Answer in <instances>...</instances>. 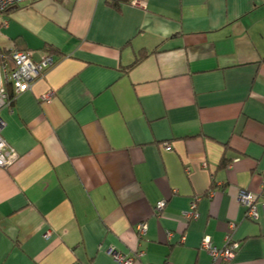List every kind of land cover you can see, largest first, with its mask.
<instances>
[{
  "label": "crops",
  "instance_id": "crops-1",
  "mask_svg": "<svg viewBox=\"0 0 264 264\" xmlns=\"http://www.w3.org/2000/svg\"><path fill=\"white\" fill-rule=\"evenodd\" d=\"M140 1L0 15V51L56 60L0 112L18 153L0 166V264H221L201 242L230 232L227 264H264V0Z\"/></svg>",
  "mask_w": 264,
  "mask_h": 264
},
{
  "label": "built area",
  "instance_id": "built-area-1",
  "mask_svg": "<svg viewBox=\"0 0 264 264\" xmlns=\"http://www.w3.org/2000/svg\"><path fill=\"white\" fill-rule=\"evenodd\" d=\"M38 0H0V15L9 9L28 4ZM136 5H141L140 0H133ZM55 57L53 54L46 55L39 61L33 59L32 52L22 51L16 47H12L9 52L0 51V112L4 107L13 106L18 95L31 90L34 82L42 77L52 66L55 65ZM8 87L12 88L13 93L9 92ZM5 122L0 114V166L8 167L17 159L18 153L3 136ZM167 149H170L167 146ZM240 202L247 208V216L252 220H257L259 213L256 207V196L248 190L240 192ZM165 201L158 202L156 210H163ZM196 200L191 204V210L186 215L189 218L198 216L196 211ZM236 224L230 223V230H235ZM138 229L141 234L146 233L147 226L140 224ZM232 232L226 236V244L222 247L216 245L211 238L202 239L201 248L205 250L213 261L221 264H227L239 248V243L232 240ZM115 259L122 264H133L140 255L129 256L121 252L111 251ZM165 264H173L168 261Z\"/></svg>",
  "mask_w": 264,
  "mask_h": 264
},
{
  "label": "trees",
  "instance_id": "trees-1",
  "mask_svg": "<svg viewBox=\"0 0 264 264\" xmlns=\"http://www.w3.org/2000/svg\"><path fill=\"white\" fill-rule=\"evenodd\" d=\"M6 51V50H5ZM146 52H141V54L138 56V58L136 59V62H139L141 59H143V57H145L146 56Z\"/></svg>",
  "mask_w": 264,
  "mask_h": 264
},
{
  "label": "rangeland",
  "instance_id": "rangeland-1",
  "mask_svg": "<svg viewBox=\"0 0 264 264\" xmlns=\"http://www.w3.org/2000/svg\"><path fill=\"white\" fill-rule=\"evenodd\" d=\"M13 47H15V46H13ZM9 50H10V49H9ZM9 50H7L6 52H9ZM29 52H31V51H29ZM32 54H33V53H32ZM50 54H51V53H47V54H45L44 56H46V55H50ZM44 56H43V57H44ZM33 59H34V58H33ZM34 60H35V59H34ZM40 60H41V59H40ZM35 61H36V60H35ZM52 67H53V66H52ZM10 88H11V87H10ZM9 92H10V91H9ZM11 93H13L12 88H11ZM16 160H17V159H16ZM16 160H15V161H16ZM15 161H14V162H15ZM14 162H13V163H14ZM10 166H11V165H10ZM1 167H2V166H1ZM8 167H9V166H8ZM4 168H6V167H4ZM214 262H215V261H214Z\"/></svg>",
  "mask_w": 264,
  "mask_h": 264
}]
</instances>
